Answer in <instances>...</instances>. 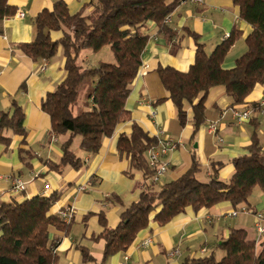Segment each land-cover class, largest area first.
<instances>
[{"label": "crops", "instance_id": "0c3cea01", "mask_svg": "<svg viewBox=\"0 0 264 264\" xmlns=\"http://www.w3.org/2000/svg\"><path fill=\"white\" fill-rule=\"evenodd\" d=\"M63 1L70 14L83 9L87 14L91 10L88 6L91 0ZM53 2L8 0L16 12L0 24V112L11 111L12 101H16L24 113L26 131L24 144L21 143L22 137L13 135L11 131L4 134L10 140L9 144L6 147L0 144V202L49 197L56 193L58 199L50 208V214L57 215L66 207L73 208V219L66 232L49 229V239L55 243L56 264H181L186 257L198 258L212 252L220 259L222 252L215 251L214 247L220 239L227 237L231 228L244 230L247 239L255 241L253 213L264 212V196L258 188L249 197L248 214L238 213L231 217L230 214L239 211L243 205L234 207L228 202L198 211L189 207L163 226L150 222L126 251L106 259L103 258L104 240L98 237L103 230L100 216L105 218L108 228H115L121 212L137 200L143 189L141 172L130 170L127 158L120 156L116 149L119 135H129L133 123L149 136L161 135L176 142V147L164 158L170 162V168L161 177L160 185L179 178L193 161L199 166L197 178L200 181L209 179L212 163L222 164L217 176L224 182L229 181L234 174L231 161L246 154L254 131L264 152V116L255 113L249 121L241 124L235 123L231 117V111L235 109L256 105L264 95L263 85H256L245 105L237 107L232 106L233 101L222 86L210 88L204 107L211 118L194 131L190 122L191 110L186 105L188 122L179 130L175 123L177 111L157 74L160 67L188 71L195 54L194 40L189 32L198 36L205 52L210 54L225 35L232 30L239 31L240 37L222 63L224 69L232 68L235 60L246 51L245 38L251 30L240 19L239 9L233 0H204L199 6H177L168 24L176 33L171 41L149 23L141 65L125 101L130 120L119 124L111 137L104 138L94 155L82 151L80 137L76 142L78 136H75L70 149L83 164L79 169L61 166L58 170L50 169L46 163H58L62 156L61 144L69 135L50 133L49 117L41 110L40 104L64 80V58L58 49L42 70L44 61L31 60L18 47L34 40V18L43 10H51ZM18 12H22L23 17H18ZM50 36L52 40H58L62 34L52 32ZM101 50H89L91 53L82 56L83 51L79 59L88 65L93 63L91 67H95L101 61H92L91 56H97ZM78 108L79 112L83 110L82 105ZM211 119L217 120L216 136L207 132ZM20 149L28 151L32 157L22 161ZM15 179L25 184V190L20 194L11 192ZM81 187L84 189L80 190ZM146 239H151V243L141 247L140 243ZM255 245L259 253L260 245ZM174 249L179 250V255L169 257ZM203 249L205 253L201 254ZM83 252L90 260L83 261Z\"/></svg>", "mask_w": 264, "mask_h": 264}, {"label": "trees", "instance_id": "16d2710c", "mask_svg": "<svg viewBox=\"0 0 264 264\" xmlns=\"http://www.w3.org/2000/svg\"><path fill=\"white\" fill-rule=\"evenodd\" d=\"M181 1L91 0L87 14L84 9L70 14L63 0H54L51 10H43L34 18V40L18 45L21 51L33 61H49L60 49L64 58V80L40 104L49 117L50 133L69 135L61 144L62 156L58 163H46L50 169L58 170L61 166L79 169L83 162L70 149L75 136L80 137V149L94 155L104 138L111 137L119 124L130 120L125 101L141 65L148 24L152 23L168 41L173 40L176 33L163 21ZM233 3L239 9L240 19L251 30L245 38L246 51L232 68L224 69L222 63L240 37V32L235 30L210 54L205 52L198 36L189 32L195 54L188 71L179 72L171 67L157 69L159 80L177 111L175 123L179 130L188 122L186 105L191 110L194 131L211 118L204 107L210 88L222 86L232 99V106L237 107L245 105L256 85L264 86V0H233ZM15 12L16 8L8 0H0V24ZM52 32H60L61 38L52 40ZM106 46L113 54L114 63L98 62L95 67H85L80 61L83 51L98 52ZM80 105L83 110L76 113ZM252 109L257 110L254 105ZM23 123L24 113L13 100L11 111L0 112V144L5 147L9 144L5 131L22 137L24 144ZM155 147L156 137L149 136L135 123L129 135L121 134L117 139L118 154L127 158L130 170L141 172L144 185L137 200L121 212L115 228H108L105 218L100 216L103 230L98 237L105 243L104 259L126 251L152 221L163 226L186 208L198 211L222 202L249 209V197L255 188L264 196V152L255 131L246 154L232 159L234 174L227 182L217 176L222 167L220 163H212L209 179L200 181L199 166L193 161L176 180L163 185L149 183L152 171L146 154ZM19 155L22 161L32 157L22 149ZM57 199L58 194L54 193L49 197L0 202V264H56L55 243L49 239V229L66 232L68 228L57 215L49 212ZM255 244L247 239L244 230L231 228L227 237L214 247L215 251L222 252L220 259L212 252L198 258L186 257L181 264H264V238L259 244V253ZM83 254V261L90 260Z\"/></svg>", "mask_w": 264, "mask_h": 264}, {"label": "built area", "instance_id": "2783aa9c", "mask_svg": "<svg viewBox=\"0 0 264 264\" xmlns=\"http://www.w3.org/2000/svg\"><path fill=\"white\" fill-rule=\"evenodd\" d=\"M204 0H182L179 5H202ZM170 15H167L164 19V24L168 25L170 22ZM18 17H23L22 12L17 13ZM229 35H225L223 40H226ZM46 67V61H44L42 65V70ZM257 110L254 111L252 106H245L243 109H235L231 111V117L233 121L237 124H241L244 122L249 121L253 114L257 113L259 115L264 116V95L262 98L254 105ZM216 121H210L207 125V132L212 136L217 135V128H216ZM157 139V147L149 150L146 154L147 164L152 171L151 177L148 179L149 183L160 185L161 177L167 172L170 168V162L167 159H164L165 156L168 154L169 151L173 150L176 147V142L174 139L170 137H161V135L156 136ZM219 142H221L220 138H217ZM84 188H80L82 190ZM25 190V184L20 179H15L13 181V185L11 188V192L14 194H20ZM238 213L241 214H248L249 209L246 207H241L239 211H234L230 214L231 217L236 216ZM58 218L65 224L68 225L71 223L73 219V208L66 207L60 210L57 213ZM254 216V230L256 234L255 243H261L264 238V212H255L253 213ZM151 243V239H146L140 243L141 247H146ZM205 250H201V254H204ZM179 255V250L174 249L171 251L168 256L174 257Z\"/></svg>", "mask_w": 264, "mask_h": 264}, {"label": "rangeland", "instance_id": "374dc122", "mask_svg": "<svg viewBox=\"0 0 264 264\" xmlns=\"http://www.w3.org/2000/svg\"><path fill=\"white\" fill-rule=\"evenodd\" d=\"M87 53H91L89 52V50H86L83 52L82 56L83 55H86ZM92 55V54H91ZM91 59L92 61H95V62H98V61H101V62H105V63H114V57H113V54L112 52L110 51L109 47L106 46L104 47L101 52H99V54H97V56L95 57H92L91 56ZM84 60V59H83ZM85 62V61H84ZM82 63V62H81ZM93 63H91V65H88V63H84L85 67H91ZM79 108L76 109V113H79L78 111ZM79 140V137H76L75 138V141L77 142Z\"/></svg>", "mask_w": 264, "mask_h": 264}]
</instances>
